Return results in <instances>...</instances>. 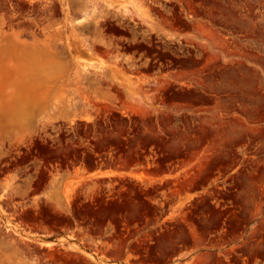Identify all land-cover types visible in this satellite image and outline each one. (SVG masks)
Segmentation results:
<instances>
[{
	"label": "rangeland",
	"instance_id": "obj_1",
	"mask_svg": "<svg viewBox=\"0 0 264 264\" xmlns=\"http://www.w3.org/2000/svg\"><path fill=\"white\" fill-rule=\"evenodd\" d=\"M163 2L175 10L112 0L108 41L89 49L66 25L80 4L57 2L56 23L36 36L0 12V77L73 53L109 80L77 109L78 164L57 185L34 179L45 203L15 225L94 264H264V0Z\"/></svg>",
	"mask_w": 264,
	"mask_h": 264
},
{
	"label": "bare ground",
	"instance_id": "obj_2",
	"mask_svg": "<svg viewBox=\"0 0 264 264\" xmlns=\"http://www.w3.org/2000/svg\"><path fill=\"white\" fill-rule=\"evenodd\" d=\"M26 1L27 9L22 8L24 12H19L14 7L16 2L13 5L12 0H0V12L7 28L23 26L36 36L38 32L50 31L56 23L57 2L68 8L80 4L83 12L78 22H74L78 18H66V25L74 34L82 36L77 47L89 49L99 42L108 41L104 29L114 12L112 0ZM141 2L158 12L176 8L163 0ZM24 4L26 6L27 3ZM138 37L134 32L132 39L138 40ZM152 37L143 36L153 44ZM110 40L119 45L115 39ZM160 47L155 45L152 52L164 55ZM57 54L61 58L57 65L45 59L31 69L15 70L6 77H0V218L5 224L3 227L0 223V264H94L78 250H72L69 258H61L59 248L37 244L34 242L36 233L21 236L15 225L24 215L31 214V208L45 203V199L35 195L34 179L49 178L57 185L78 164L80 148L77 133H80L83 118L78 116L77 109L80 105L95 104L97 95L109 86L106 70L91 69L73 53H47V57L53 58ZM56 85L64 88L70 85L73 90L71 94L53 96ZM115 87L113 85L112 88ZM66 108L70 109L72 117L67 122L59 121ZM64 150L68 155H62ZM83 186L84 182L58 197L56 202L66 206Z\"/></svg>",
	"mask_w": 264,
	"mask_h": 264
}]
</instances>
